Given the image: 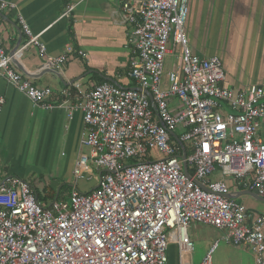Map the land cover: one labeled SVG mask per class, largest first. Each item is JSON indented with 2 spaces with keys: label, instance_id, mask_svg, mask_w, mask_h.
Instances as JSON below:
<instances>
[{
  "label": "built area",
  "instance_id": "2783aa9c",
  "mask_svg": "<svg viewBox=\"0 0 264 264\" xmlns=\"http://www.w3.org/2000/svg\"><path fill=\"white\" fill-rule=\"evenodd\" d=\"M14 8L0 0V9ZM187 13L188 0L122 2L130 28L129 76L137 87L103 82L75 102L70 88L61 91L60 105L70 114L80 109L86 127L81 145L88 152L76 160L73 175L91 178L95 168L96 185L73 187L67 200L44 205L24 179L1 178L0 264H167L171 242L185 264L183 256L194 250L192 222L223 232L199 264H212L220 239L248 246L254 264H264V214H252L231 197L224 179L210 178L219 170L264 197V86H227L220 58L190 48ZM18 21L26 46L45 54L39 36L21 15ZM176 47L178 64L164 80L165 57ZM21 50L10 54L0 46V73L33 105L53 108L52 89L35 86L13 68ZM65 60L63 54L54 62ZM3 104L0 97V109ZM152 148L163 157L147 156Z\"/></svg>",
  "mask_w": 264,
  "mask_h": 264
},
{
  "label": "crops",
  "instance_id": "0c3cea01",
  "mask_svg": "<svg viewBox=\"0 0 264 264\" xmlns=\"http://www.w3.org/2000/svg\"><path fill=\"white\" fill-rule=\"evenodd\" d=\"M7 1L15 8L0 9V46L10 54L22 49L13 59V68L35 86L50 87L54 107L43 109L33 105L0 73V97L4 100L0 109V158L9 161L8 157L14 154L25 160L32 153V161L37 164L56 160L64 167V174L67 172L73 177L76 160L88 152L81 145L86 127L80 109L70 114L66 104L60 105L65 99L61 91L68 88L74 91L69 101L75 102L77 94L103 82L137 87L129 76L130 28L122 18L124 0ZM69 6L73 7L72 11L63 15ZM18 15L23 17L32 34L39 36L46 47L45 54H40L36 45L26 46L28 37ZM184 29L193 53L220 58L227 86H264V0H188ZM63 54L66 60L57 66L54 60ZM96 175L70 180L73 184L68 186L69 192L73 187L81 191L83 180L94 187L99 172ZM227 181L231 197L252 214H264V201L256 197L259 195L243 194L245 189L237 187L230 177ZM51 183L43 187L42 196L31 186L43 198L49 197L51 190L56 191L58 182ZM40 202L51 203L49 199H40ZM172 247L174 252L178 251L171 242L167 264ZM227 264H254V254L246 245L227 242Z\"/></svg>",
  "mask_w": 264,
  "mask_h": 264
},
{
  "label": "rangeland",
  "instance_id": "374dc122",
  "mask_svg": "<svg viewBox=\"0 0 264 264\" xmlns=\"http://www.w3.org/2000/svg\"><path fill=\"white\" fill-rule=\"evenodd\" d=\"M178 56V48H174V52L172 54H168L164 60V68H163V79L166 80L167 73L175 68L177 63ZM152 159H161L163 157V153L160 152L156 148H152L148 155ZM22 156L15 157L14 154L8 159L0 158V178L4 175H14L18 176L25 181H27L30 185L35 186L38 190V194L42 196L43 187H47L52 185L51 182L56 181L57 186L56 191L60 188L59 192V200H67L69 195V187L73 183H70V180L75 179V177H70L69 173L64 174V167L60 166V162L58 163L55 160V163H49L45 165L37 164L34 160L32 161V153L28 156V158H24ZM97 169L93 168L92 175L97 176ZM231 176L223 177L219 170H215L213 174L210 176L212 180H220L224 179L226 182L227 178ZM82 184L80 188L84 191H88L92 189L93 184L91 182H87L85 180L81 181ZM38 183H41L40 186ZM38 185V186H37ZM42 188V189H41ZM41 190V191H40ZM240 202L242 201V197L238 199ZM188 234L191 241L194 244V250L191 254H185L183 256V260L189 263L197 262L202 259V257L206 254L209 247L212 243L222 237L223 232L213 226L206 225L199 222H192L188 226ZM174 245V244H171ZM174 247L170 249V262L169 264H178L180 261V255L177 252H174ZM212 264H227V242L225 240L220 239L217 248L212 253Z\"/></svg>",
  "mask_w": 264,
  "mask_h": 264
},
{
  "label": "water",
  "instance_id": "95a60500",
  "mask_svg": "<svg viewBox=\"0 0 264 264\" xmlns=\"http://www.w3.org/2000/svg\"><path fill=\"white\" fill-rule=\"evenodd\" d=\"M116 85H118V84H116ZM146 91V90H145ZM146 93H148V95L151 97V94L149 93V92H147L146 91ZM172 136L174 137V138H176V135L174 134V133H172ZM179 143V142H178ZM179 145H182L181 143H179ZM181 158L183 159V171H184V173L188 176V177H190L189 176V173H188V170H187V166H186V162H185V155L183 154L182 156H181ZM200 186H202L203 187V185L199 182V181H196ZM243 194H250V195H254V196H256V194L255 193H253V192H251V191H249V190H245L244 192H242ZM256 197H258L260 200H262V201H264V198H262V197H259V196H256Z\"/></svg>",
  "mask_w": 264,
  "mask_h": 264
},
{
  "label": "trees",
  "instance_id": "16d2710c",
  "mask_svg": "<svg viewBox=\"0 0 264 264\" xmlns=\"http://www.w3.org/2000/svg\"><path fill=\"white\" fill-rule=\"evenodd\" d=\"M74 95H75V93H74V91H72L71 92V97H74ZM59 192H60V190L59 191L58 190L57 191L51 190V192L49 194V197H46V196L43 197V198H39V196H37V197H38L39 201H40V199H42V200H48L49 199L50 201L59 200L58 199L59 198Z\"/></svg>",
  "mask_w": 264,
  "mask_h": 264
}]
</instances>
